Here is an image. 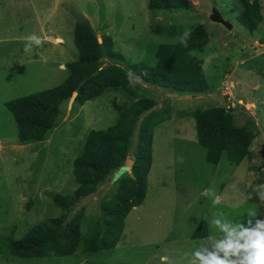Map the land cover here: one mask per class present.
<instances>
[{"label":"rangeland","instance_id":"obj_1","mask_svg":"<svg viewBox=\"0 0 264 264\" xmlns=\"http://www.w3.org/2000/svg\"><path fill=\"white\" fill-rule=\"evenodd\" d=\"M188 2L185 9L150 11L147 0H0V264H160L162 255L186 264L194 243L204 239L187 237L199 220L208 224V236L220 238L223 234L209 224L213 213L223 212L236 221H243L249 210L264 216V203L257 198V189L264 185V0H259L261 20L251 31L239 22L237 0ZM212 10L230 27L212 21ZM80 19L88 22L99 41L107 38L123 58L104 55L100 67L117 65L131 70L135 79L133 65L146 58L147 44L176 40L151 32L152 23L177 24L183 32L201 24L207 42L201 51L190 53L200 61L207 88L186 93L140 79L139 92L153 105L136 119L125 157L130 162L125 165L124 159L92 194L64 211L51 198L75 188L72 160L80 153L87 131L111 125L135 98L115 90L81 105L68 98L58 105L54 124L43 138L26 143L18 142L4 103L62 81L65 63L77 55L72 29ZM32 35L37 39H27ZM25 43L31 45L29 52L24 51ZM213 106L223 107L234 125L252 129L250 158L238 164L223 155L215 164L205 161V150L195 138L193 112ZM149 112L167 117L152 130L144 198L125 216L113 248L85 253L79 241L69 255L26 258L2 249L3 237L10 232L20 238L44 218L62 214L66 222L78 211L81 240L91 220L100 219V206L113 194L118 179L130 173L140 120ZM178 157H183L182 163ZM209 188L221 197V204L213 206Z\"/></svg>","mask_w":264,"mask_h":264},{"label":"trees","instance_id":"obj_2","mask_svg":"<svg viewBox=\"0 0 264 264\" xmlns=\"http://www.w3.org/2000/svg\"><path fill=\"white\" fill-rule=\"evenodd\" d=\"M241 6L239 22L247 30H253L261 20L259 0H237ZM190 6L188 0H147L150 11L177 10ZM177 24L152 23L149 30L175 37L173 42L149 43L146 58L133 65L134 72L146 83L179 92L198 93L207 88L200 61L190 55L201 51L207 42V33L201 24L190 29L188 47L180 42L183 32ZM72 41L77 50L74 59L65 63L67 74L56 85L19 96L4 103L15 124L19 143L38 141L53 126L58 105L67 100L73 91V101L81 105L105 91L115 90L135 99L123 107L115 121L104 129H89L80 153L72 160L71 173L76 182L70 193H54L52 203L67 211L80 198L92 194L99 183L112 170L123 163L128 153V144L137 117L153 105L151 98L141 96L140 84H130L135 78H127V72L117 65L100 67V59L122 60V56L111 49L109 40L101 42L85 19L76 20L72 29ZM157 112L144 114L140 120L134 146V155L129 172L118 179L113 194L100 206V219L90 222L88 233L80 238L78 211L65 222V216L44 218L30 226L20 238L12 232L3 237L2 249L17 257H60L73 253L80 241V250L85 253L110 249L118 241L123 220L132 207L139 205L145 195L147 175L151 164L152 130L166 119ZM193 127L198 145L204 148L205 161L215 164L223 155L229 162L238 164L250 158L248 149L253 131L247 125L236 126L231 116L220 106L198 108L193 112ZM207 224L199 220L192 230L191 238L204 237Z\"/></svg>","mask_w":264,"mask_h":264},{"label":"clouds","instance_id":"obj_3","mask_svg":"<svg viewBox=\"0 0 264 264\" xmlns=\"http://www.w3.org/2000/svg\"><path fill=\"white\" fill-rule=\"evenodd\" d=\"M191 29L185 28L179 36L181 44L187 48L191 38ZM27 39H37L35 35ZM37 43H40L37 40ZM30 44L25 43L24 51H30ZM194 53H190L192 55ZM127 78L132 76V71L127 72ZM136 77L130 84L134 87L140 83ZM183 162V157H178ZM207 196L211 198L213 206L221 204L222 200L213 188L207 190ZM259 202L264 203V185L257 189ZM245 199H251L246 196ZM209 224L215 227L223 235L220 238L208 236L194 243L190 257L186 264H264V216L257 215L255 210H249L243 221H236L225 217L223 212L213 213ZM185 256H188L186 253ZM160 264H177L169 255L160 256Z\"/></svg>","mask_w":264,"mask_h":264},{"label":"water","instance_id":"obj_4","mask_svg":"<svg viewBox=\"0 0 264 264\" xmlns=\"http://www.w3.org/2000/svg\"><path fill=\"white\" fill-rule=\"evenodd\" d=\"M211 20L214 21V22L220 23V24L226 26L227 28L230 27V23L227 22V21H225V20H223V19L221 18L220 14L218 13V11H216V10H212ZM97 41H98V42H101V41H99L98 38H97ZM75 94H76V92L73 91V92L71 93V95H70V97H69L68 100H69V101H72L73 98H74V96H75ZM129 162H130L129 159H125V165H126L127 163H129ZM122 168H125V166L122 167Z\"/></svg>","mask_w":264,"mask_h":264},{"label":"crops","instance_id":"obj_5","mask_svg":"<svg viewBox=\"0 0 264 264\" xmlns=\"http://www.w3.org/2000/svg\"><path fill=\"white\" fill-rule=\"evenodd\" d=\"M219 13V12H218ZM217 23V22H216ZM263 46V45H262ZM263 48V47H262ZM207 224V223H206ZM207 226H208V224H207ZM209 227V226H208ZM192 232V231H191ZM191 234V233H190ZM190 234L187 236L189 239H195V238H191L190 237ZM121 235V234H120ZM206 237H208V235L206 234V236H204V237H200V238H206ZM113 248V247H112ZM160 258V257H159Z\"/></svg>","mask_w":264,"mask_h":264},{"label":"bare ground","instance_id":"obj_6","mask_svg":"<svg viewBox=\"0 0 264 264\" xmlns=\"http://www.w3.org/2000/svg\"><path fill=\"white\" fill-rule=\"evenodd\" d=\"M59 42L62 41L61 39H57Z\"/></svg>","mask_w":264,"mask_h":264}]
</instances>
